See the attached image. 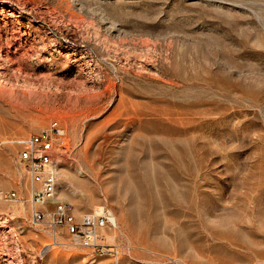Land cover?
<instances>
[{
    "label": "rangeland",
    "instance_id": "1",
    "mask_svg": "<svg viewBox=\"0 0 264 264\" xmlns=\"http://www.w3.org/2000/svg\"><path fill=\"white\" fill-rule=\"evenodd\" d=\"M54 120L57 196L113 211L119 264H264V0H0V264L91 263L7 198Z\"/></svg>",
    "mask_w": 264,
    "mask_h": 264
},
{
    "label": "built area",
    "instance_id": "2",
    "mask_svg": "<svg viewBox=\"0 0 264 264\" xmlns=\"http://www.w3.org/2000/svg\"><path fill=\"white\" fill-rule=\"evenodd\" d=\"M64 133L63 126L54 120L36 134L10 140L18 148L17 160L26 177L27 194L18 189L7 198L30 206L31 226L44 225L53 232L52 241L39 252L41 257L52 246L65 245L84 249L90 264H119L123 247L113 234L118 226L113 211L105 205L81 213L72 203L57 196L60 160L55 154L59 147L65 148L61 140ZM111 235L114 239L110 241Z\"/></svg>",
    "mask_w": 264,
    "mask_h": 264
},
{
    "label": "bare ground",
    "instance_id": "3",
    "mask_svg": "<svg viewBox=\"0 0 264 264\" xmlns=\"http://www.w3.org/2000/svg\"><path fill=\"white\" fill-rule=\"evenodd\" d=\"M9 200H15V199H10V198H9ZM16 201H17V200H16ZM97 210H98V209H97ZM53 236H54V235H53ZM58 238H59V237H58ZM59 239H60V238H59ZM60 241H61V240H60ZM48 244H49V243H48ZM52 247H53V246H52Z\"/></svg>",
    "mask_w": 264,
    "mask_h": 264
}]
</instances>
